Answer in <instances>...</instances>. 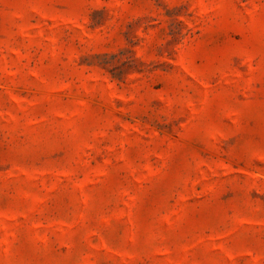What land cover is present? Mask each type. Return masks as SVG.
Here are the masks:
<instances>
[{
  "label": "rangeland",
  "instance_id": "374dc122",
  "mask_svg": "<svg viewBox=\"0 0 264 264\" xmlns=\"http://www.w3.org/2000/svg\"><path fill=\"white\" fill-rule=\"evenodd\" d=\"M0 264H264V0H0Z\"/></svg>",
  "mask_w": 264,
  "mask_h": 264
}]
</instances>
